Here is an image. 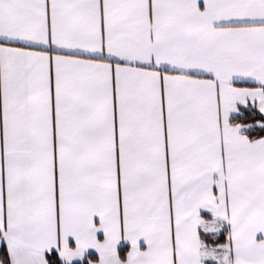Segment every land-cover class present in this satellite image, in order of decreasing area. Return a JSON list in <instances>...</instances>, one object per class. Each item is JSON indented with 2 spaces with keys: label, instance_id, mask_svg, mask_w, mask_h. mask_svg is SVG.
<instances>
[{
  "label": "snow or ice",
  "instance_id": "1",
  "mask_svg": "<svg viewBox=\"0 0 264 264\" xmlns=\"http://www.w3.org/2000/svg\"><path fill=\"white\" fill-rule=\"evenodd\" d=\"M0 264H264V0H0Z\"/></svg>",
  "mask_w": 264,
  "mask_h": 264
}]
</instances>
